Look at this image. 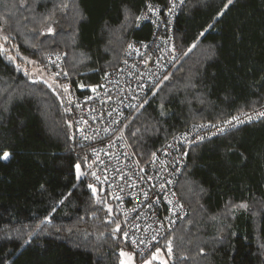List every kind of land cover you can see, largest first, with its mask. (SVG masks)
<instances>
[{
  "label": "trees",
  "instance_id": "16d2710c",
  "mask_svg": "<svg viewBox=\"0 0 264 264\" xmlns=\"http://www.w3.org/2000/svg\"><path fill=\"white\" fill-rule=\"evenodd\" d=\"M227 3L183 0L169 22L172 0H0V264H121L157 248L170 264H264V117L177 155L188 217L144 257L122 251L120 215L76 130L72 94L117 69L128 46L149 45L159 22L177 56L117 132L134 161L149 164L194 125L259 110L264 0ZM148 5L159 21H143Z\"/></svg>",
  "mask_w": 264,
  "mask_h": 264
},
{
  "label": "built area",
  "instance_id": "2783aa9c",
  "mask_svg": "<svg viewBox=\"0 0 264 264\" xmlns=\"http://www.w3.org/2000/svg\"><path fill=\"white\" fill-rule=\"evenodd\" d=\"M182 1L172 0L173 7L165 15L169 22L175 15L174 7ZM146 10L143 21H159L163 15L158 6L148 5ZM162 22L166 24V19ZM154 28L156 35L149 45L129 46L117 69L94 85L79 87V95L72 94L79 110L77 134L89 148L98 177L108 187L122 221V251L142 257L188 217L176 191L186 162L177 155L184 153L186 145L191 147L264 117L260 115L264 113L263 104L259 110L236 114L217 124L194 125L157 153L149 164L140 166L131 158L123 133L117 132L145 105L177 56L172 34L166 37L160 22ZM55 59L61 66L60 55L50 64ZM65 83L72 86L68 79Z\"/></svg>",
  "mask_w": 264,
  "mask_h": 264
},
{
  "label": "rangeland",
  "instance_id": "374dc122",
  "mask_svg": "<svg viewBox=\"0 0 264 264\" xmlns=\"http://www.w3.org/2000/svg\"><path fill=\"white\" fill-rule=\"evenodd\" d=\"M146 261H150L151 264H170L169 259L165 256L161 248L155 249L149 257L142 260H138V257L135 259V257L128 253L121 255V264H145Z\"/></svg>",
  "mask_w": 264,
  "mask_h": 264
},
{
  "label": "snow or ice",
  "instance_id": "6c2138e0",
  "mask_svg": "<svg viewBox=\"0 0 264 264\" xmlns=\"http://www.w3.org/2000/svg\"><path fill=\"white\" fill-rule=\"evenodd\" d=\"M232 2H233V0H228V3L225 4V6H224L225 9H226V8L228 7V5L231 4ZM223 14H224L223 11H221L220 13H218V15H223ZM201 35H203V33H201ZM193 47H195V45H193ZM260 115L264 116V113H260ZM234 119H235V118H234ZM249 119H251V117H249ZM9 157H10V153H8V152H4L3 155L0 156V159H5V160H7ZM77 171H78V174H79V166H77ZM89 187H92V186L89 185ZM92 190H93V192L95 193L96 189L93 188ZM122 255H123V253H122ZM145 264H151V262H150V261H146Z\"/></svg>",
  "mask_w": 264,
  "mask_h": 264
},
{
  "label": "bare ground",
  "instance_id": "6f19581e",
  "mask_svg": "<svg viewBox=\"0 0 264 264\" xmlns=\"http://www.w3.org/2000/svg\"><path fill=\"white\" fill-rule=\"evenodd\" d=\"M176 44V43H175ZM129 47V46H128ZM124 60V59H123ZM179 63V62H178ZM120 66V65H119ZM176 66V65H175ZM169 72H170V70H169ZM101 80V79H100ZM262 119V118H261Z\"/></svg>",
  "mask_w": 264,
  "mask_h": 264
}]
</instances>
